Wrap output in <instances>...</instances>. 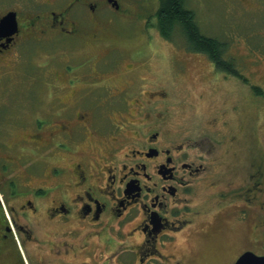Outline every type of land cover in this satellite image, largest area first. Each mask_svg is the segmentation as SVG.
I'll return each mask as SVG.
<instances>
[{
    "label": "flooded vegetation",
    "instance_id": "flooded-vegetation-1",
    "mask_svg": "<svg viewBox=\"0 0 264 264\" xmlns=\"http://www.w3.org/2000/svg\"><path fill=\"white\" fill-rule=\"evenodd\" d=\"M121 2L0 0V264L264 256V76L245 66L264 50L231 70L213 63L227 100L186 121L164 75L153 83L133 59L120 68L105 32ZM229 4L264 11V0ZM37 55L52 99L25 103L23 73L10 71Z\"/></svg>",
    "mask_w": 264,
    "mask_h": 264
},
{
    "label": "rangeland",
    "instance_id": "rangeland-1",
    "mask_svg": "<svg viewBox=\"0 0 264 264\" xmlns=\"http://www.w3.org/2000/svg\"><path fill=\"white\" fill-rule=\"evenodd\" d=\"M229 2L230 0H183V5L193 12L195 23L203 35L228 45V54L224 52L225 58L234 57L244 64V54L254 57L264 50V11L257 8L234 9ZM158 7L159 0H122L119 14L113 16L114 26L112 29V26L109 27L108 32H105L106 36L110 41H116V47L122 48L120 68L129 60H134L141 66L138 72L149 77L153 83L159 84L155 81L157 74L165 76L166 82H163L162 90L169 93L172 102L182 107L174 115L183 117L186 121L204 119L210 104L227 100L224 99V87L219 85L218 90L215 88L214 80L219 73L206 54L190 48L178 26L172 30L171 39L160 35L155 16ZM100 46L96 50L99 55L105 53L108 47L111 48L108 43ZM64 58L62 56L60 59ZM24 59L14 72L10 71V77L16 79L19 73H23L24 83L28 85L25 89V103L33 99H52L53 91L48 83L50 74L36 66L45 61L43 56ZM245 66L248 72L264 76V60L261 64L248 63ZM180 67L185 69L184 78L177 77V73L182 74L178 71ZM232 81L235 85V80ZM214 248L216 252L212 250ZM208 249L212 257L216 255L218 258L221 254L218 246H208Z\"/></svg>",
    "mask_w": 264,
    "mask_h": 264
},
{
    "label": "trees",
    "instance_id": "trees-1",
    "mask_svg": "<svg viewBox=\"0 0 264 264\" xmlns=\"http://www.w3.org/2000/svg\"><path fill=\"white\" fill-rule=\"evenodd\" d=\"M155 16L163 38L171 39L172 30L178 26L192 50L206 54L218 68L231 70L234 67V59L224 57L225 50L220 41L200 32L193 12L184 7L183 0H159Z\"/></svg>",
    "mask_w": 264,
    "mask_h": 264
},
{
    "label": "water",
    "instance_id": "water-1",
    "mask_svg": "<svg viewBox=\"0 0 264 264\" xmlns=\"http://www.w3.org/2000/svg\"><path fill=\"white\" fill-rule=\"evenodd\" d=\"M8 17H5L4 22H6ZM235 264H264V256H256L252 253L243 254Z\"/></svg>",
    "mask_w": 264,
    "mask_h": 264
}]
</instances>
